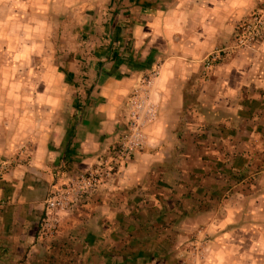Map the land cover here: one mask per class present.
<instances>
[{
  "label": "crops",
  "instance_id": "0c3cea01",
  "mask_svg": "<svg viewBox=\"0 0 264 264\" xmlns=\"http://www.w3.org/2000/svg\"><path fill=\"white\" fill-rule=\"evenodd\" d=\"M258 3L0 0V264H264V35L203 69ZM144 77L145 144L42 238Z\"/></svg>",
  "mask_w": 264,
  "mask_h": 264
},
{
  "label": "built area",
  "instance_id": "2783aa9c",
  "mask_svg": "<svg viewBox=\"0 0 264 264\" xmlns=\"http://www.w3.org/2000/svg\"><path fill=\"white\" fill-rule=\"evenodd\" d=\"M264 35V0H259L252 11L237 27L233 41L214 48L203 59V69L208 71L226 54L234 49H251ZM154 72L151 77L155 76ZM151 77H144L134 85L127 99L128 120L126 129L117 144L107 154L100 157L90 169L70 177L61 187L52 190L44 200V213L39 219V235L51 238L58 229L59 212L73 208L91 190L105 183L108 178L130 158L133 151L146 142L143 127L153 120L156 114L149 100ZM9 162H0V180Z\"/></svg>",
  "mask_w": 264,
  "mask_h": 264
}]
</instances>
